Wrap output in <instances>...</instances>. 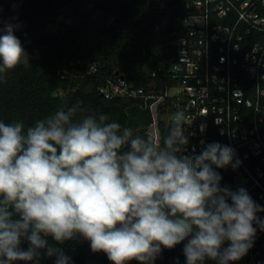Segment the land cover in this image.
Here are the masks:
<instances>
[{"label": "clouds", "instance_id": "obj_1", "mask_svg": "<svg viewBox=\"0 0 264 264\" xmlns=\"http://www.w3.org/2000/svg\"><path fill=\"white\" fill-rule=\"evenodd\" d=\"M21 64L29 56L5 25L0 83ZM84 112L77 102L27 127L0 121V264H72L61 245L77 238L112 264H154L185 241L186 264H232L253 247L264 207L243 187L221 186L216 171L240 165L232 147L213 142L186 154L182 110L162 145Z\"/></svg>", "mask_w": 264, "mask_h": 264}, {"label": "trees", "instance_id": "obj_2", "mask_svg": "<svg viewBox=\"0 0 264 264\" xmlns=\"http://www.w3.org/2000/svg\"><path fill=\"white\" fill-rule=\"evenodd\" d=\"M18 1L21 14L13 27L30 64L17 66L0 83V121H23L27 127L79 102L84 115L107 114L124 127L149 134L152 113L141 99L108 98L101 88L115 74L146 91L166 85L152 70L174 55V21L183 12V0ZM92 63L99 72L85 75ZM61 247L72 264L112 263L82 238ZM183 247L182 242L164 249L159 258L186 264ZM43 260L54 264V258Z\"/></svg>", "mask_w": 264, "mask_h": 264}, {"label": "built area", "instance_id": "obj_3", "mask_svg": "<svg viewBox=\"0 0 264 264\" xmlns=\"http://www.w3.org/2000/svg\"><path fill=\"white\" fill-rule=\"evenodd\" d=\"M183 2L174 21V55L152 70L166 85L146 91L115 74L101 91L108 98L141 99L152 113L147 132L160 143L172 126V114L182 110L186 154H199L213 142L232 147L241 163L235 170L231 165L216 169L221 186L243 187L264 207V0ZM98 72L92 63L85 75ZM257 215L264 219V212ZM253 226V247L232 264H264V231ZM40 264H46L43 258ZM154 264L169 262L157 256Z\"/></svg>", "mask_w": 264, "mask_h": 264}, {"label": "rangeland", "instance_id": "obj_4", "mask_svg": "<svg viewBox=\"0 0 264 264\" xmlns=\"http://www.w3.org/2000/svg\"><path fill=\"white\" fill-rule=\"evenodd\" d=\"M20 3L18 0H0V33L3 34L5 25H14L20 17ZM186 243L183 242V244ZM169 264H184L179 260H171ZM205 264H215L213 261H205Z\"/></svg>", "mask_w": 264, "mask_h": 264}]
</instances>
